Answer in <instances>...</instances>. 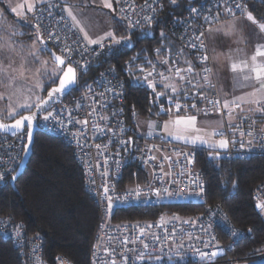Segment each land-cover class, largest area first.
<instances>
[{
	"label": "built area",
	"instance_id": "2783aa9c",
	"mask_svg": "<svg viewBox=\"0 0 264 264\" xmlns=\"http://www.w3.org/2000/svg\"><path fill=\"white\" fill-rule=\"evenodd\" d=\"M185 1L178 0V3ZM144 2L145 0H120L117 3L116 0V5L121 16L127 15L135 22L137 19H141L143 15L150 14V10L143 7ZM244 2L247 4V10L250 11L247 0H244ZM50 4L53 7L49 8L48 5ZM148 4L157 9L155 15L158 20L161 18L165 8L168 5H172L170 0H155V3L154 0H148ZM161 4L163 5L162 8L160 7ZM56 5L63 6L60 0H52L40 4L33 15L32 24L36 23V16L46 19L48 12H52L56 18H59L61 14L60 7H56ZM193 7L198 9V13L190 12V8ZM122 8L124 9L123 12L120 11ZM133 8H135V11L132 10ZM217 11L221 13L220 20L223 21V0H201L187 5L179 16L167 22L170 36L193 53L194 62L191 64L199 75L194 76L193 79L191 78V83H189V88L187 89L189 95L182 98L181 102L187 105L195 103L196 109L188 108L177 113L168 99V95L172 94L156 98L151 89L153 97L151 102L157 109L156 113L159 112L160 114L156 115L155 113L153 116H147L145 118V128L141 130L138 120L143 117H140L136 111L137 115L134 116V111L130 110L126 104V77L121 74L115 65L106 64L103 61L112 53L107 50H100L95 45H90L89 52L84 54L82 60L80 55L73 56V60L89 62L88 67L79 77L78 86H75L70 95H67L61 102L49 109V111L53 112L51 119L44 121L42 117L45 113L39 118L38 125L40 130L61 136L72 149L73 155L82 170L85 189L98 207L99 224L91 247V264H111L112 260H115L116 264H123V255L128 256L127 264H216L222 261L225 254L241 239L232 236L223 225L226 223L231 227L232 231L237 232L241 237L244 235V232L231 222L225 209L218 204L205 205L200 212L193 214L181 215L176 212H167L155 219L127 221L114 219L115 215L121 216L123 214L122 210L128 207L154 208L169 204L205 203V194L202 197L188 195L183 198L165 195L159 199L154 195L142 196L139 200L130 199L126 203L117 201L114 205V210L111 212L107 210V202L103 197L104 185L110 187L109 195L113 197L124 196L128 190L134 189L136 185H140L144 193H148L150 188L165 187L170 192L177 189L187 192L189 187L198 192V187L191 184V181L196 179L197 175L199 181L205 187L204 175L195 165L200 148L183 144L173 136L167 135L163 128L166 116L193 114L211 117L214 114H218L222 119L223 135L230 141L234 138V143H230L228 149H213L212 151H219L222 156L233 159L250 160L254 157H260L264 160V148L257 146L259 142L258 130L264 128V115L259 113H240L232 119V127H230L227 122V111H212L211 105L202 100L197 94V89L193 87V85L204 83L203 76L205 73L201 69L205 66L210 67L212 69L211 81L215 84V88H205L202 91L210 99H219L221 101L214 81L212 60L206 41V29L209 27V23L204 19L205 16L213 17ZM239 15L240 13L237 12V16ZM215 25L217 23L213 21L212 27ZM146 26L148 25L142 21L141 26L134 28V30L142 29ZM202 31L205 33L204 42L207 46V55L209 57L207 61L203 62L198 57L205 53L187 46L193 34L199 35ZM57 34L62 35L59 32ZM44 37L48 45L54 46L55 51L59 53L60 48L47 40L46 33H44ZM72 39H75V37L70 34L68 42L71 43ZM92 49L101 52V54L95 55L92 53ZM175 56L177 57L176 54ZM132 61H127L128 71L131 70L130 64ZM135 61L137 60L135 59ZM171 66H173V71L176 67L187 68V64L178 65L176 59L173 60V65ZM110 69L112 70L109 71ZM135 71L140 73L139 68H136ZM147 71H151V69L148 67ZM156 72H163L165 76L170 73L168 68L156 70ZM153 76L157 84L155 91L161 92L159 86L162 82L155 73ZM121 85H123V94L118 96L116 93L121 91ZM142 85L147 86L146 84ZM89 88H91L90 92ZM109 88H115L116 91H107ZM77 104L80 107H77ZM161 106L164 109L171 107V113L168 114L161 111ZM206 107L209 111L207 115H204L199 110ZM70 119L73 121L72 123H69ZM85 119L88 120L86 126L75 122ZM148 121H156L158 123L152 135H148ZM253 121H255L254 124ZM121 125L125 128L124 132L119 130ZM250 125L251 128L249 127ZM234 128L241 129L245 135L241 137L240 132L234 131ZM249 131L257 135V140L253 142L251 147L247 145V141L252 139V137L247 135ZM218 137L221 138L219 135ZM129 138H131V142L127 145L121 143V141H129ZM25 143L26 132L18 133L14 136L0 133V173L4 174V179L0 180V183L10 179L16 173L24 153L23 145ZM241 143H245L244 148L240 147ZM96 145L101 147L97 148ZM125 147H127V151L124 150ZM189 155L194 160L192 164L188 163ZM152 156H155L156 159L150 160L149 158ZM165 157L169 159H165ZM145 159L149 160L147 164L143 162ZM117 161H120L119 166ZM161 167L163 171H161ZM105 172H107L106 175ZM174 181H179V183H174ZM112 186H114V190H111ZM263 197L264 180L255 187L253 200L259 202ZM225 216L227 219H222ZM174 217H179V219H174ZM161 218L163 219L161 220ZM18 224L23 225V223L14 220L10 215L0 216V235L12 240L16 248H26L28 256L26 264H46L43 238L40 235L27 237L24 225L21 237L19 239L15 238L14 232ZM209 225H212V227L209 228ZM140 228L146 229L145 235H140ZM204 229H207V231ZM157 236L160 237L159 240L154 239ZM212 236H215L216 239L212 240ZM125 237L135 242L125 245ZM145 243L148 248H144L143 245ZM205 243L210 245L218 244L224 249V254L218 256L214 262L202 260L195 250L205 252L214 250L211 246L204 247ZM37 245H39L38 248L36 247ZM180 245H183V247H179ZM106 247L110 252L114 251L115 255L106 253L104 251ZM177 251L181 255H176ZM141 253L145 257L151 256L153 258L137 260L136 256ZM155 257L160 258L156 259ZM57 263L70 264L68 258L64 256L58 258Z\"/></svg>",
	"mask_w": 264,
	"mask_h": 264
},
{
	"label": "snow or ice",
	"instance_id": "6c2138e0",
	"mask_svg": "<svg viewBox=\"0 0 264 264\" xmlns=\"http://www.w3.org/2000/svg\"><path fill=\"white\" fill-rule=\"evenodd\" d=\"M37 0H29L27 2V12L34 13L36 11L35 4ZM42 2V0H40ZM92 3H95V0H91ZM120 0H117L119 3ZM88 0H79V4H73L66 2L61 7L60 5H56V7H60V15L59 18H56L52 12H48L47 18L42 19L40 16H36V23L31 24V22L27 21L25 14L21 11L25 4L18 5V7H12L11 11L15 13L18 17L24 19V22L29 23L31 27L34 29L35 39L32 44L28 46V51L25 52L24 44L17 40V36L25 35L22 31L18 29L5 28L3 25H0V31H6V36H0V84H6L11 91L7 94V100L9 103L0 108V115L6 113L7 118H11L13 120L12 123H4L2 119H0V131L8 132L11 131L14 135L22 129H26V143L23 145V151L25 154L30 150V146L33 142V129L34 122L38 118L39 112H44L42 119L44 121H48L53 117V112L48 109L52 107V101L57 97H62L65 95H70L73 86H78L79 77L83 74V71L88 67V61L81 62L79 60H73L74 55H80L81 60L85 53L89 52V46L95 45L100 50H107L113 54L118 52V47L120 45L127 46V43L131 41L132 36H124L117 37L113 30H109L98 37H93L89 34V31L86 30L83 19L79 18L83 16V12L80 11L82 6H86ZM101 3L104 8L113 9L112 0H101ZM155 3V0H154ZM172 5H178V0H170ZM49 8L53 7V5H48ZM144 8H148L150 10V14L143 15L141 19H137L133 22L127 15L122 16L121 19L127 21V25L130 29H134L136 27H140L142 21L151 26L154 21L157 23H162L158 20L155 15L157 9L153 8L148 4V0H145ZM162 8L163 5L161 4ZM114 10V9H113ZM135 11V8L132 9ZM143 10V9H142ZM121 12L124 11L122 8ZM191 13H198L197 8H190ZM237 12L240 13L237 16ZM223 13L224 20H220L221 13L219 11L213 17L205 16L204 19L208 21L209 27L206 31L209 33L208 38H212V33H217L222 35L223 37L232 39L235 38L234 42L243 43L246 42V37L241 35L240 32V21L241 19H246L247 21L252 22L253 25H256L259 29V32L256 34L258 38H264V22H258L256 17L253 15L251 11L247 10V4L244 0H223ZM215 21L220 25L218 28H213L212 23ZM43 29V31H42ZM75 30V31H74ZM61 33L62 35H58L57 33ZM44 33L47 34V40L51 41L54 45L60 48V52L57 53L53 48L48 46V43L45 40ZM71 36H74L75 39L71 40L69 43ZM160 35L166 38V34L161 32ZM205 33L202 31L199 35L193 34V36L189 39L188 47L191 49H196L198 51L204 52L205 54L199 56L198 59L200 61H207L209 59L207 55V46L204 42ZM161 49H156V52L159 53ZM42 52L49 53L48 59H41L40 54ZM92 53L95 55H100L101 52H97L95 49H92ZM178 55H183V49L179 50ZM136 57H133L132 60H135ZM17 60H19V64H17ZM161 64H168V59L165 57L160 61ZM130 63V62H128ZM151 66V71H146L143 66L140 67L141 72H145V75L142 77H134V79L139 84H146L148 88L153 90V93L156 98L160 96L168 95L167 89H171L172 95H168V99L170 104L175 108L177 113L181 110H186L188 108L196 109V104L192 103L191 105L183 104L181 102L182 98H185L189 95L186 89L182 90L181 87H178L176 83H165V81H169L170 77L165 76L163 72H156V66L152 63L151 60L146 61ZM175 63V62H174ZM187 64V68L181 69L176 67L174 69V74L179 78L180 81H184L185 84L191 83V78L193 76H198L199 73L195 71L190 61H185ZM32 64H39V67L32 68ZM231 71L233 73L240 74V81L238 86L241 89L250 88V91L244 92L242 95L233 96L231 100L225 99L221 105V101L219 99H210L208 96L204 95L202 89L210 88L214 89L215 84L211 81L212 69L210 67H203L201 70L205 73L203 76V84L193 85L194 88L197 89V94L200 98L207 102L208 105H211L212 111L222 112L227 110L228 116V124L232 127V119L234 114L239 112L248 111L250 113H259L264 115V43L258 44L255 49V54L250 57V62L248 60H243L239 63L232 62L230 64ZM79 70V71H78ZM110 69L109 71H111ZM169 72L173 71V66H169ZM156 74L160 78V81L163 84L165 89L164 92H156L155 89L157 87L156 80L153 74ZM30 74V75H29ZM103 75V74H102ZM35 78V84L32 86H28L27 91L35 95V101L33 102L30 96L24 94V86L18 85L19 81H23L25 79ZM46 84L53 85L50 89L47 90V97H41L36 94L33 89H41L45 88ZM121 91L117 92L116 95L120 96L123 94V85L120 86ZM89 92L91 88L88 89ZM107 91L115 92V88H109ZM24 96L23 101H20V97ZM13 97H16V100L13 102ZM5 99V94L0 93V100ZM154 103V101H153ZM244 105H248L247 108ZM77 107H80L77 104ZM35 109V111H33ZM21 110H27V114L21 115ZM122 111V110H121ZM161 111H164L168 114L171 113L172 108L164 109L161 106ZM204 113V115L208 114V108L199 110ZM160 113H156L159 115ZM71 115V114H70ZM91 115V113H89ZM133 115H137L134 111ZM18 116V118H16ZM251 119V117H249ZM73 121L70 119L69 123ZM76 123H81L83 125L88 124V120L85 119L83 121H75ZM149 132L148 135H152L155 128L158 126L156 121H148ZM255 121H253V124ZM251 128V125L249 126ZM164 131L169 136H175L178 139H183L192 145H196L197 143L202 145H207L212 149H228L230 143H234V138L230 141L227 137L223 135V125L218 128H214L211 132L205 133V130L197 127V116L195 115H176L174 119H170L165 121L163 124ZM172 129V130H170ZM121 132L125 131L123 125L120 126L119 129ZM234 131H239L241 137L245 135L244 131L239 128H234ZM183 133V134H181ZM190 133H196L195 135H191ZM219 135L221 138L218 140H214L213 137ZM248 136L252 137L251 140L247 141V145L251 147L253 142L257 140V135H254L252 131L247 133ZM259 142L257 146L264 148V128H260L258 130ZM111 142V141H110ZM131 142V138L129 141H121L122 144L127 145ZM97 148H100V145H96ZM241 148L245 147V143H241ZM127 151V147L124 149ZM119 155V154H117ZM221 153L219 151L209 152V156L215 160L220 157ZM150 160H155L156 157L152 156L149 158ZM165 159H169L165 157ZM145 164L149 162L148 159L143 161ZM188 163H194L191 155L188 156ZM120 161H117V165L119 166ZM14 171V170H13ZM161 171L163 168L161 167ZM107 172H105V175ZM191 175V173H190ZM4 179V174L0 173V180ZM12 180L16 179V176H11ZM174 183H179V181H174ZM192 185H196L199 191L195 192L193 188L189 187L187 192H183L180 190L169 191L168 188H150L148 193H144L143 189L140 185H136L134 189L128 190L124 196H111L109 195L110 187L108 185L103 186V197L107 202V210L109 212L114 210V205L117 201L121 203H126L130 199L139 200L142 196H150L154 195L157 199L162 196L168 197H179L183 198L188 195H196L198 197H202L205 194V187L201 181H199V177L191 181ZM233 186H236V182H233ZM114 190V186L112 189ZM257 208L261 209L264 212V203L258 202L256 205ZM163 218H161L162 220ZM174 219H179V217H174ZM222 219L226 220V216L222 217ZM187 222V221H185ZM22 224L16 225V230L14 232L15 238L19 239L22 235ZM151 227V225H149ZM212 225H209L211 228ZM223 227L231 233L232 236L237 238H243L235 231L231 230V227L226 223ZM207 231V229H204ZM251 229L248 230V233H251ZM140 235L143 236L146 233V229H139ZM190 238V237H189ZM154 239L159 240L160 237H154ZM212 240H215L216 237L212 236ZM135 241H130L128 237L124 238V244L134 243ZM144 248H148V245L145 243ZM213 247V251L205 252L202 250H195L199 257L202 260H207L209 262H214L218 256L224 254V249L221 248L218 244L210 245L205 243L204 247ZM37 248L39 245L36 246ZM179 247H183L180 245ZM35 251V249H34ZM106 253L109 255H115V252H110L106 247L104 249ZM131 251V250H129ZM95 255V254H94ZM176 255H181L179 251H177ZM152 259L153 257L148 256L145 257L143 253L136 256L137 260L143 259ZM159 259L160 257H155ZM128 256L123 255V264H127ZM111 264H116L115 260L111 261Z\"/></svg>",
	"mask_w": 264,
	"mask_h": 264
},
{
	"label": "trees",
	"instance_id": "16d2710c",
	"mask_svg": "<svg viewBox=\"0 0 264 264\" xmlns=\"http://www.w3.org/2000/svg\"><path fill=\"white\" fill-rule=\"evenodd\" d=\"M199 1L186 0L178 5H168L159 19L162 23L130 30L133 44L117 46L116 54L103 59L106 64L115 65L126 77V104L140 117L155 114L156 107L151 102V89L133 82L127 61L133 56L136 60L146 56L157 58L156 49H161L162 40L171 37L167 22L179 16L187 5ZM247 3L255 16L264 17V0H247ZM0 5L5 7L1 1ZM126 28L127 22L117 18V35H126ZM161 32L166 38L160 35ZM176 44L185 49L180 43ZM161 87L163 84L160 90ZM212 150L200 148L195 160L205 178V203L128 207L114 219H155L167 212L193 214L205 205L218 204L225 209L231 222L244 232L243 238L227 255L244 258L264 251V218L261 209L256 207L258 201L253 200L255 187L264 180V160L260 157L233 159L222 155L213 160L209 156ZM233 182H236L235 187ZM2 215H10L23 223L27 237L40 235L43 238L46 264H58L57 259L62 256L68 258L70 264H91L90 252L99 224V210L85 189L82 170L72 149L61 136L42 130L36 132L32 155L24 171L14 183L11 178L0 183ZM249 229L252 230L250 234ZM27 259L26 248L18 249L12 240L0 235V264H26Z\"/></svg>",
	"mask_w": 264,
	"mask_h": 264
},
{
	"label": "crops",
	"instance_id": "0c3cea01",
	"mask_svg": "<svg viewBox=\"0 0 264 264\" xmlns=\"http://www.w3.org/2000/svg\"><path fill=\"white\" fill-rule=\"evenodd\" d=\"M0 1L5 4V7L0 5V25H3V27L5 28H8L6 26H9V28L11 29L15 28L18 29L19 31L21 30V27L23 25H24L23 27H25L26 22H24V19L18 17L15 13L11 11L12 7H18V5L21 4H25V7L21 11L24 12L27 21L30 19V22L32 24V16L34 15L35 12L34 13L27 12L26 4L27 2H29V0H0ZM49 1L51 0H42V2H40V0H37L35 4V9H37V7L40 4ZM60 1L62 2V4L66 2V0H60ZM68 2L73 4H79V0H68ZM112 4L114 10L104 8L101 3V0H95V3H92L91 0H88L87 5L81 7L80 11L83 12V16L79 18L83 19L86 30L89 31V34L92 35L93 37H98L109 30H113L117 37L120 36L117 35L118 33L116 31V19H117L116 15L118 14L116 7L117 6L116 0H112ZM255 17L258 22H264V17L262 18H259L257 16ZM218 27H220L219 24L213 26V28H218ZM1 32L3 33V31ZM240 32L241 35L246 37V42L236 43L234 42L235 38L229 39L215 32L212 33V38H208L209 33L208 32L206 33V41L208 44L209 53L213 65L214 81L216 83L222 103L225 99L231 100L233 96H239L242 95L244 92L251 90L250 88L241 89L238 86L240 81V74L233 73L231 71L230 64L232 62L239 63L243 60H248L250 62V57L255 54L256 46L258 44L264 43V38H258L256 35L259 32L258 27L256 25H253L252 22L247 21L246 19H241L240 21ZM4 33L7 34L6 31ZM178 53L179 51L176 52L177 58L181 62H183L182 63L183 65L186 64L185 61H190L191 63L194 62V59L191 56L192 52H190L189 50L183 52V55H178ZM160 60H162V57H160ZM180 61L178 62L179 65H181ZM167 66L168 65H165L164 67H162L163 69L162 68L160 69L165 70L169 67ZM167 76L170 77V80L165 81V83L174 82L177 84L178 87H181L182 90L184 89L187 90L189 88V84H185L184 81H180L179 78L175 76L174 73L172 72L168 73ZM168 90L171 91V89H167V91ZM244 107L247 108L248 105H244ZM240 113L241 112L237 111L234 114L233 119ZM242 113H250V112L245 111ZM251 114H256V113H251ZM181 116H184V114ZM196 116L197 119L200 117H204L203 115H196ZM215 116H218L221 119V117L218 114L213 115V117ZM221 125L222 122L220 126ZM173 137L178 141H183V139H178L175 136Z\"/></svg>",
	"mask_w": 264,
	"mask_h": 264
},
{
	"label": "rangeland",
	"instance_id": "374dc122",
	"mask_svg": "<svg viewBox=\"0 0 264 264\" xmlns=\"http://www.w3.org/2000/svg\"><path fill=\"white\" fill-rule=\"evenodd\" d=\"M119 16L121 17V15H119V14L116 15V17L118 19H120L122 22H124V20H122ZM28 21L30 22V19ZM23 26L21 27V30L20 31H22L23 33H25V35L17 36L16 39L19 40V41H21L24 44V46H25L24 50H25V52H27L29 50L28 49V46L31 45L32 42H33V40L35 39V34H34V31H33L32 27L29 25V23H26V26L25 27H23ZM6 27L9 28V26H6ZM130 30H134V29H130L129 27L126 28V32H125L126 35L124 34V36L130 35ZM4 32L5 31H3V33H2L0 31V36H6L7 34H5ZM124 36H123V33H121V35L118 36V37H124ZM176 42H178V41H176L175 39H173L171 37H169L168 40H166V39L165 40H162V42H161V45H162V47H161V53L159 52V56L157 55V58L156 57L155 58H151L150 56H146V57H143L141 60H137V61L133 60L132 63L130 64V69H131L130 72L133 75V82L134 83H137V81L134 79V77H138V76L139 77H142L143 75H145V72H141L140 71V67L141 66H143L146 71L148 70V67H149V69H151V66L148 63H146V61H148V60H151L152 61V63L156 66V70H160V68L164 67L165 65H168V66L173 65V59H177V57L175 56L176 52L179 51L180 49H182V47L180 45L176 44ZM128 44H133L132 40L129 41ZM158 49H160V47ZM183 52H186V49L185 50L183 49ZM49 55L50 54L49 53L47 54L46 52H42L40 54L41 59H48L49 58ZM160 56L162 57V60L165 57H167L168 64H160L161 63L160 62L161 61L160 60ZM173 56H174V58H173ZM182 63L183 62H181V65H183ZM17 64H19V60H17ZM31 67L33 69L34 68H37V67H39V64H32ZM136 68H139V72L140 73H138V72L135 71ZM172 73H174V71ZM35 82L36 81H35V78L34 77L32 79H25L23 81H19L18 82V85H23L24 86V94L27 95V96H30L33 102L35 101V95H33L32 93L28 92L27 91V88H28V86L34 85ZM50 85L51 84H46L45 85V88L33 89V90L36 92V94L40 95L41 97H44L45 94H46V92H47L46 89H49ZM10 91H11V89L8 88L6 86V84H0V93H4L5 94V99L0 100V108L5 107L9 103V101L7 100V94ZM160 91L161 92H164L165 90L162 88V90H160ZM168 91H167L168 94H172L171 91H169V92ZM23 99H24V96H21L20 97V101L22 102ZM15 100H16V97H13V102ZM24 112H27V110H21L20 114H22ZM156 112H157V109H156ZM153 115H155V114H153ZM153 115H150V116H153ZM146 117L147 116H144L143 118H140L138 120V122L140 123L141 130H144V128H145V118ZM166 117H165V121H168L170 119H174L175 118V116H169L167 118ZM204 117H200V118L197 119V127L205 130V133L211 132L214 128L220 127V124L222 122V119H220L218 116H215V117H213V116L212 117H205V118ZM0 118L8 119L6 117V113L3 114V115H0ZM170 130H172V129H170ZM181 134H183V133H181ZM190 134L191 135H195L196 133H190ZM213 139L214 140H218L220 138L217 135V136L213 137ZM180 142L183 143V144H186V145H189V146H195V147H198V148H202V147L209 148L207 145H202V144H199V143H197L196 145H192L191 143H188L185 140L180 141ZM209 149H212V148H209ZM214 150H219V149H214ZM260 203H264V197L262 198V200L260 201ZM261 213H262L263 218H264V212L261 211ZM123 221H125V220H123ZM216 264H264V251L259 252V253L254 254V255H251L250 257H244V258L231 257V256L225 254V256L222 258V261H220V262H218Z\"/></svg>",
	"mask_w": 264,
	"mask_h": 264
},
{
	"label": "water",
	"instance_id": "95a60500",
	"mask_svg": "<svg viewBox=\"0 0 264 264\" xmlns=\"http://www.w3.org/2000/svg\"><path fill=\"white\" fill-rule=\"evenodd\" d=\"M48 46H49V45H48ZM49 47H50V46H49ZM50 48H51V47H50ZM54 50H55V49H54ZM51 87H52V86H51ZM51 87H50V88H51ZM50 88H49V89H50ZM74 88H75V86H73V89H74ZM73 89H72V90H73ZM72 90H71V91H72ZM66 96H67V95L62 96V97H57V98H55V99L52 101V106H54L55 104L61 102ZM44 97H47V92H46V94H45ZM49 109H50V108H49ZM49 109H48V110H49ZM33 111H35V109H33ZM43 113H44V112H39V113H38V118H37V120L34 122V129H33V142H32V144H31V146H30V150L28 151V153H27V154L23 153V156H22L21 162H20V164H19V167H18L16 173L14 174V176H16V179H17L18 176L24 171V169H25V167H26V165H27V163H28V161H29V159H30V157H31V155H32L35 134H36L37 131L40 130L39 125H38V123H39V118H40V116H41ZM23 114H27V112H24V113H22L21 115H23ZM16 118H18V116H17ZM0 119H2L4 123H12V122H13L12 119H4V118H0ZM23 132H26V129H22V130H20L19 132H17L16 134H18V133H23ZM0 133H4V134H8V135L14 136V134H13L11 131H8V132L0 131ZM16 134H15V135H16ZM16 179H15V180H12V179H11L12 183H14V182L16 181Z\"/></svg>",
	"mask_w": 264,
	"mask_h": 264
}]
</instances>
